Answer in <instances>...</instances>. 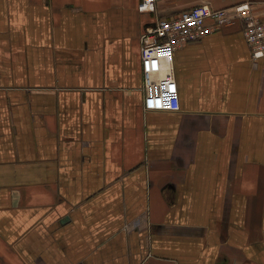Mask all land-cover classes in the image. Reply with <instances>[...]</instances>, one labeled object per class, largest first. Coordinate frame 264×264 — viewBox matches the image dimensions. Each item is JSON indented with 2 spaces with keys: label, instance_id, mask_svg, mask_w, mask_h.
Listing matches in <instances>:
<instances>
[{
  "label": "crops",
  "instance_id": "crops-1",
  "mask_svg": "<svg viewBox=\"0 0 264 264\" xmlns=\"http://www.w3.org/2000/svg\"><path fill=\"white\" fill-rule=\"evenodd\" d=\"M141 1L0 0V264H264V57L176 48L177 112L140 72L157 21L264 0Z\"/></svg>",
  "mask_w": 264,
  "mask_h": 264
},
{
  "label": "built area",
  "instance_id": "built-area-1",
  "mask_svg": "<svg viewBox=\"0 0 264 264\" xmlns=\"http://www.w3.org/2000/svg\"><path fill=\"white\" fill-rule=\"evenodd\" d=\"M154 2L155 0H142L138 11L153 12ZM236 22L242 25V35L252 58H263L264 20L255 15L249 2L216 10L205 5L195 6L173 20H159L148 29L140 38L144 111H179V93L173 68L175 49Z\"/></svg>",
  "mask_w": 264,
  "mask_h": 264
}]
</instances>
